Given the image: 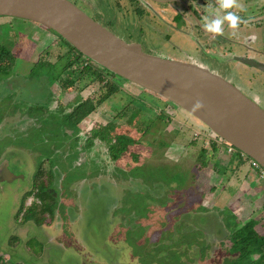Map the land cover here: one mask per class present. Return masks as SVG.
<instances>
[{
    "label": "flooded vegetation",
    "instance_id": "1",
    "mask_svg": "<svg viewBox=\"0 0 264 264\" xmlns=\"http://www.w3.org/2000/svg\"><path fill=\"white\" fill-rule=\"evenodd\" d=\"M113 1L122 8L114 9L116 20L158 17L180 40L151 25L156 35L172 49L195 53L154 54L206 67L264 109V0H232L227 9L220 0ZM227 12L240 17L235 28L222 20L220 33L205 30L204 23ZM39 25L44 35L23 32L10 45L4 42L12 36L0 34L10 55L0 59V190L26 180L28 160L7 154L21 148L34 156L13 221L21 235L12 234L10 246L27 239L32 224L49 241L79 244L67 218L68 208L77 207V187L108 178L123 186L110 194L116 223L109 238L115 246L125 243L138 264H264V177L253 158L181 106ZM16 45L28 47L27 55ZM35 69L49 75L38 85L47 94L39 97L32 91ZM17 164L15 173L10 165ZM56 215L59 234L49 227ZM0 264L23 263L0 255Z\"/></svg>",
    "mask_w": 264,
    "mask_h": 264
},
{
    "label": "water",
    "instance_id": "2",
    "mask_svg": "<svg viewBox=\"0 0 264 264\" xmlns=\"http://www.w3.org/2000/svg\"><path fill=\"white\" fill-rule=\"evenodd\" d=\"M0 16L51 29L93 61L181 106L264 168V109L224 77L192 62L146 52L72 0H0ZM196 99L201 106L194 110ZM11 248L9 253L0 249V255L14 258Z\"/></svg>",
    "mask_w": 264,
    "mask_h": 264
},
{
    "label": "rangeland",
    "instance_id": "3",
    "mask_svg": "<svg viewBox=\"0 0 264 264\" xmlns=\"http://www.w3.org/2000/svg\"><path fill=\"white\" fill-rule=\"evenodd\" d=\"M90 7L86 4H79L85 8V11L92 17L98 20L102 25L113 31L115 34L123 38L128 42H139L143 49L149 53L163 52L167 55L185 56L186 53L195 54L194 52H187L175 50L170 47V43H167L165 34L169 33L168 26L161 22L160 18L148 17L146 20H139L136 15L123 19H115V11L122 12L121 7H116L113 0H89ZM99 10V11H98ZM151 25L156 26L159 30L164 32L163 36L156 35ZM28 32L31 36L42 34L46 32L41 26L33 21L10 17L0 16V34L5 37L10 35L11 39L6 40L4 43L10 45L17 43L15 40L18 36ZM167 32V33H166ZM169 37H172L176 41L178 36L170 32ZM57 40V39H56ZM15 41V42H14ZM20 40L19 42H21ZM56 42V41H55ZM11 43V45H12ZM32 47V45L30 46ZM19 53L26 56L28 47L16 45ZM17 51V49H15ZM31 50V48H30ZM30 55V54H29ZM28 55V56H29ZM38 54H35V58ZM28 66V65H26ZM25 66V67H26ZM33 68V67H32ZM31 68V69H32ZM36 70L33 72L35 79L32 80V91L37 97L43 94H47V87L44 86L48 80V72H40ZM36 72V73H35ZM41 73V74H40ZM48 98H41V101ZM151 104V103H150ZM152 102L151 105H154ZM157 105H155L156 107ZM171 111V110H170ZM173 111V110H172ZM175 120L179 118L175 117ZM180 125V124H177ZM20 156L28 160L26 180L19 179L15 182H9L7 186L0 190V249H5L6 253H9V241L13 235L20 236V229L17 226L13 227V235L11 230V222L14 221L17 210L21 208L23 204V192L28 182L32 177L34 168V156H31L30 152L23 149H19L14 153H8V157ZM21 164L10 165V169L15 173L19 171ZM95 180V179H94ZM87 181L78 185L77 197L74 199V203L77 207L70 206L68 208L69 214L67 216L69 223L74 228L76 235H78L79 244L74 240L71 242L58 243L57 240H47L44 237L43 229L38 228L35 224H32L31 232L28 236V240L21 239L20 243L16 247H12L10 255L13 256L14 261H20L23 264H138L133 261L129 254V248L125 247V243L121 246H115L109 238V230L113 227L114 222L111 217V213L114 211L115 196L110 195L112 192H121L123 186L117 184L114 179H103V185H100L101 180ZM113 186V187H112ZM116 187V188H115ZM25 204H28L27 202ZM26 208V207H25ZM24 208V210H25ZM19 211V210H18ZM21 219H22V212ZM53 223L50 227L51 233L59 234L62 222L57 217L53 219ZM55 229V230H54ZM57 229V230H56ZM27 241L29 242L27 248ZM49 241V242H48ZM7 245V246H6ZM39 253L40 255H37Z\"/></svg>",
    "mask_w": 264,
    "mask_h": 264
},
{
    "label": "clouds",
    "instance_id": "4",
    "mask_svg": "<svg viewBox=\"0 0 264 264\" xmlns=\"http://www.w3.org/2000/svg\"><path fill=\"white\" fill-rule=\"evenodd\" d=\"M230 6H232V0H220V4L219 7L221 9H227ZM218 15V13H217ZM222 20H227L230 25L235 28L237 26L238 21L240 20V17L232 12H227L223 18H216L213 19L211 22L209 23H204L203 27L205 28V30L213 32V33H220L221 32V23ZM201 106V101L199 99H196L193 101L192 103V107L193 109H198Z\"/></svg>",
    "mask_w": 264,
    "mask_h": 264
},
{
    "label": "built area",
    "instance_id": "5",
    "mask_svg": "<svg viewBox=\"0 0 264 264\" xmlns=\"http://www.w3.org/2000/svg\"><path fill=\"white\" fill-rule=\"evenodd\" d=\"M252 164L258 167L261 176L264 177V168L255 159H252Z\"/></svg>",
    "mask_w": 264,
    "mask_h": 264
},
{
    "label": "trees",
    "instance_id": "6",
    "mask_svg": "<svg viewBox=\"0 0 264 264\" xmlns=\"http://www.w3.org/2000/svg\"><path fill=\"white\" fill-rule=\"evenodd\" d=\"M64 39V38H63ZM65 40V39H64ZM66 41V40H65ZM8 55V56H10L9 55V51L4 47V46H1L0 45V59H3L2 58V56L1 55H3V57H4V55Z\"/></svg>",
    "mask_w": 264,
    "mask_h": 264
}]
</instances>
